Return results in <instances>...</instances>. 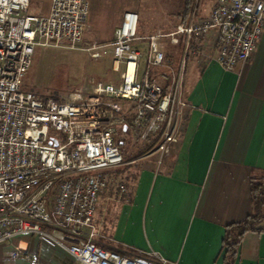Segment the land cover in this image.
<instances>
[{
    "label": "built area",
    "instance_id": "obj_1",
    "mask_svg": "<svg viewBox=\"0 0 264 264\" xmlns=\"http://www.w3.org/2000/svg\"><path fill=\"white\" fill-rule=\"evenodd\" d=\"M27 5L28 0H0V243L33 234L57 243L71 264H168L96 240L93 213L107 188L106 168L123 162L113 134L132 114L139 137L150 136L159 156L166 152L187 105L183 60L198 56L224 69L246 61L264 26V0H214L203 15L193 0L184 23L141 37L142 51L134 44L139 37L133 10L121 13L109 43H86L89 0H49L42 15L27 14ZM164 37L180 46L178 68L166 62ZM35 46L82 50L93 59L108 46L117 78L91 76V92L73 88L63 99L20 90ZM117 186L128 201L125 185ZM11 256L29 259L18 248Z\"/></svg>",
    "mask_w": 264,
    "mask_h": 264
},
{
    "label": "crops",
    "instance_id": "obj_2",
    "mask_svg": "<svg viewBox=\"0 0 264 264\" xmlns=\"http://www.w3.org/2000/svg\"><path fill=\"white\" fill-rule=\"evenodd\" d=\"M181 85L187 105L176 138L155 167L138 171L120 215L132 222L124 241L168 264H224V224L246 215L249 178L264 176V26L251 56L231 69L188 56ZM15 248L29 259L12 257ZM71 262L46 237L0 243V264ZM233 264H264V231L240 237Z\"/></svg>",
    "mask_w": 264,
    "mask_h": 264
},
{
    "label": "rangeland",
    "instance_id": "obj_3",
    "mask_svg": "<svg viewBox=\"0 0 264 264\" xmlns=\"http://www.w3.org/2000/svg\"><path fill=\"white\" fill-rule=\"evenodd\" d=\"M213 1L194 0L197 14H205ZM179 2L180 0H89L90 17L83 31L84 40L86 43H109L112 40V29L118 25L121 13L126 9L137 13V37L170 32L179 24L176 15L180 9ZM192 3L193 0L190 8ZM48 4L49 0H28L26 13L42 15L46 12ZM139 38L134 41V44L142 51L146 40ZM160 41L163 45L165 59L171 62L172 67L176 68L180 62V46L169 44L165 37ZM109 53L107 46L106 54L93 59L82 50L35 46L31 64L22 77L19 89L30 90L37 94H50L61 99L66 98L68 92L73 88L79 89L82 95H86L91 92L92 84L88 80L89 77L116 80L118 73L110 68ZM183 64L184 60L181 67ZM115 100L122 107L126 105L124 100L118 98ZM132 121V114H130L126 117L125 130L121 126H117L113 134L118 150L122 154L123 162L114 168H106L107 188L97 198L93 220L98 243H104L117 250L137 251V247L124 241L127 234L123 224L132 222L125 219L120 224V215L126 203L131 201L138 171L142 167H155L159 155L153 150V139L150 136L141 139L139 137L141 129ZM169 150L168 147L165 153ZM162 158L160 159L162 160ZM120 183L124 184L128 190V201L123 199L124 195L118 190L117 185Z\"/></svg>",
    "mask_w": 264,
    "mask_h": 264
},
{
    "label": "trees",
    "instance_id": "obj_4",
    "mask_svg": "<svg viewBox=\"0 0 264 264\" xmlns=\"http://www.w3.org/2000/svg\"><path fill=\"white\" fill-rule=\"evenodd\" d=\"M192 0H180L178 16L179 23L186 21ZM249 204L246 215L238 220L224 224L220 238V248H223L222 260L224 264H233L235 250L240 237L248 230L264 231V226L258 225L264 220V176H251L249 178ZM108 247L104 243H99Z\"/></svg>",
    "mask_w": 264,
    "mask_h": 264
}]
</instances>
